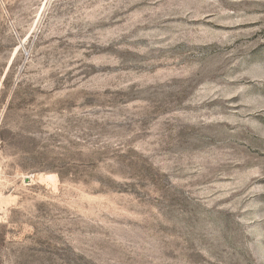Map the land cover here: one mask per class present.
Here are the masks:
<instances>
[{
    "label": "rangeland",
    "instance_id": "1",
    "mask_svg": "<svg viewBox=\"0 0 264 264\" xmlns=\"http://www.w3.org/2000/svg\"><path fill=\"white\" fill-rule=\"evenodd\" d=\"M0 264H264V0H0Z\"/></svg>",
    "mask_w": 264,
    "mask_h": 264
}]
</instances>
